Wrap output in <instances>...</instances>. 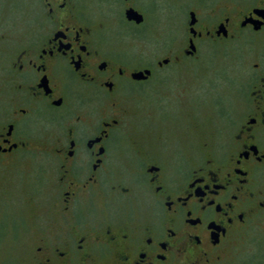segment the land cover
I'll use <instances>...</instances> for the list:
<instances>
[{
	"label": "flooded vegetation",
	"instance_id": "1",
	"mask_svg": "<svg viewBox=\"0 0 264 264\" xmlns=\"http://www.w3.org/2000/svg\"><path fill=\"white\" fill-rule=\"evenodd\" d=\"M10 14L0 180L29 156L53 175L29 264H264V0H0ZM145 41L160 42L149 65L133 49ZM210 42L235 97L221 137L206 142L204 100L195 113L178 80ZM171 101L186 138L177 146L153 128L154 105ZM130 104L143 117L135 136Z\"/></svg>",
	"mask_w": 264,
	"mask_h": 264
},
{
	"label": "rangeland",
	"instance_id": "2",
	"mask_svg": "<svg viewBox=\"0 0 264 264\" xmlns=\"http://www.w3.org/2000/svg\"><path fill=\"white\" fill-rule=\"evenodd\" d=\"M0 18L7 19V23L17 21V17L12 14L6 17L0 15ZM9 33V40L14 39L16 33L12 30ZM169 43L173 46L179 44L176 41ZM159 44L160 42L151 41L135 44L133 49L138 54H133L137 55L138 61L149 65L153 60L160 59L155 57V53L152 55L148 53L153 48L155 50L156 45ZM198 49L196 58L185 59L182 65L194 67L190 70L194 74L185 75L189 78H180L178 83H181L180 87L183 86V82H185L184 87L188 84L185 87L187 90L183 100L195 107V113L199 106L198 99L200 98L201 102L204 100V110L200 116L202 120L200 122L203 125L202 134L206 142H212L221 137L222 128L233 108L229 105L232 100L230 98L235 97V92L230 93L221 80V73L227 71V68L222 69L221 63L226 64L227 62L222 58L224 55L221 56L218 45L212 42L201 43ZM168 81H170V84L168 83L170 88L176 86L174 75ZM154 106V130H167V132L174 133L170 137L165 134L163 145L168 143V145L177 146L184 139L186 142V138L181 139L178 134H175L177 127L181 126L180 121L177 120V113L181 110L180 105L171 101L167 106ZM127 108L129 110L127 129L131 135L135 136L138 129L137 123L143 117L135 112L137 109L135 104L127 105ZM227 110L229 111L226 112ZM153 134L157 140L154 131ZM190 137L192 138L191 134ZM5 178L4 181L0 180V264H27V262L29 264L26 242L35 226L47 219L45 215L43 216V212L47 209L48 201L53 198L51 197L53 193L50 194L53 175L43 165L41 158L29 156L27 161L15 164Z\"/></svg>",
	"mask_w": 264,
	"mask_h": 264
},
{
	"label": "water",
	"instance_id": "3",
	"mask_svg": "<svg viewBox=\"0 0 264 264\" xmlns=\"http://www.w3.org/2000/svg\"><path fill=\"white\" fill-rule=\"evenodd\" d=\"M193 49V48H192ZM146 74L148 73V72H145ZM140 75H143V73H139V74H137V76H140Z\"/></svg>",
	"mask_w": 264,
	"mask_h": 264
}]
</instances>
